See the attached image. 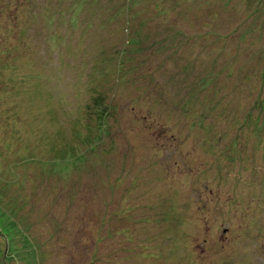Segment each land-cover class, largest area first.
<instances>
[{
    "label": "rangeland",
    "instance_id": "obj_1",
    "mask_svg": "<svg viewBox=\"0 0 264 264\" xmlns=\"http://www.w3.org/2000/svg\"><path fill=\"white\" fill-rule=\"evenodd\" d=\"M136 1L0 0V264H264V0Z\"/></svg>",
    "mask_w": 264,
    "mask_h": 264
},
{
    "label": "trees",
    "instance_id": "obj_2",
    "mask_svg": "<svg viewBox=\"0 0 264 264\" xmlns=\"http://www.w3.org/2000/svg\"><path fill=\"white\" fill-rule=\"evenodd\" d=\"M81 2L84 3V5L82 6L81 9L84 8L83 13L80 15V23L77 24V29L81 30L83 32V35L85 32H87L88 30V25L92 26V23H90V21L92 20V15L95 13H100L99 11H104V12H109L112 15L113 19H118L124 16L123 18H125V26L124 28L127 29V33H126V39L123 42V46L125 47L127 44L128 45H134L137 43V40L134 37V33L132 34V36L130 35V31L129 28L134 27L133 23L130 21V8H133V4L135 2H137L136 0H117V1H112V3L110 2L111 0H80ZM142 1V0H140ZM107 2H109L110 4H108ZM143 3V1H142ZM112 4V5H111ZM143 5V4H141ZM140 5V6H141ZM93 6L94 8V12L91 11L90 7ZM87 11H89V13H86ZM50 12V11H49ZM73 11L70 12L69 14V23L71 28H74V20H75V16H74ZM92 13V14H91ZM103 13V12H102ZM132 17H135V14L131 13ZM106 20V19H105ZM105 20H103V24H105ZM124 21V19H123ZM130 22H132L130 24ZM129 24V25H128ZM132 31V30H131ZM69 35H74L73 31L69 32ZM127 47V46H126ZM128 50H125L124 48H121L119 51H115L114 53L109 52L107 49H104L102 52V57H101V61L102 63L96 64L95 69L97 68L98 70V75H101L102 78H110L109 75H116L118 76L119 71L122 72V75L124 76L126 74V64L129 60L128 58ZM129 59V60H128ZM108 62H110V64H114V67L111 65V67L107 66ZM264 76V75H263ZM122 78V77H121ZM198 86H202L203 88H207L204 87L205 85L202 84L200 81L198 83ZM198 86L194 83V86H192L190 88V94L192 96H197V94L199 93L200 89L202 88H198ZM22 91V90H21ZM38 92V95L42 94V86H38L35 85V90L33 92ZM33 92H27V94H32ZM24 92H22L23 95ZM97 93V92H96ZM95 92L93 93V97L96 94ZM103 94V93H101ZM92 97V96H91ZM99 101V100H98ZM100 102L102 104L103 108H99L100 110H98L99 113H97L99 115V123L100 125H103L105 123V121L107 120L106 116L109 113V111H111L112 106L111 104H109V102H107L106 100H103V98L100 99ZM99 102V103H100ZM87 112V109H86ZM107 126L109 127V125L107 124ZM107 127V128H108ZM110 134V131H109Z\"/></svg>",
    "mask_w": 264,
    "mask_h": 264
}]
</instances>
